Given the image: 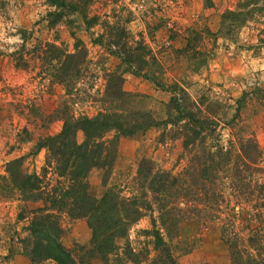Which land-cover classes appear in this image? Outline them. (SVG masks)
I'll return each instance as SVG.
<instances>
[{
	"label": "rangeland",
	"instance_id": "374dc122",
	"mask_svg": "<svg viewBox=\"0 0 264 264\" xmlns=\"http://www.w3.org/2000/svg\"><path fill=\"white\" fill-rule=\"evenodd\" d=\"M241 2L0 0V175L5 174V162L19 156H23L22 165L27 172L40 171L45 149L26 154L38 137L59 131L60 121L52 120L43 126L39 119L47 120L60 107L64 96L63 86L53 82L52 77L59 70L62 55L49 58L43 52L46 48L43 44L53 43L61 52L72 51L73 39L78 38L86 46L90 65L77 85L86 90H81L80 95L85 98L74 106L76 112L94 113L96 105L88 95H97L94 92L97 88L100 94L104 83L102 73L116 69L122 74V89L138 94L135 106L146 108L155 121H161L171 93L156 87L154 80L163 87L175 83L182 89L181 96L190 111L216 123L214 134L208 135V128L204 130V138L195 140L192 151L201 155L199 143L205 145L212 141L220 144L223 151L229 149L230 159L237 162L238 139L251 136L259 150L257 166L263 172L242 170L237 179L242 184L262 182L264 186V33L260 32L264 28V16L246 22L237 34L217 33L222 11L235 9ZM69 3H75L84 9L87 18H93L88 28L78 10H68ZM259 4L263 5L262 1ZM50 20L56 21L49 26ZM206 29L214 35H207ZM94 38L102 43L93 42ZM108 39L111 43L106 45ZM126 50L142 53L144 57L137 60L134 56L130 64L124 63L118 55ZM135 69L151 75L133 74ZM237 100L238 113L233 117ZM180 124L181 121L174 125L157 124L130 137H120L107 183L101 184V171L91 168L87 173L88 193L98 198L104 186H113L122 187L124 195H129L135 187L132 177L142 156L149 157L157 169L171 176L178 174L190 156L181 145ZM207 124L212 127V122ZM223 165L224 162L218 167ZM217 177L215 191L224 200L215 203L212 210L208 209L210 204L204 203L207 206L197 215L188 211L178 225L177 236L167 238L159 226L158 201L148 191L150 208L128 226L124 237L115 238L113 249L102 259L83 254L79 249L88 248L90 240L83 218L71 219L63 212L57 213L61 229L59 243L77 255L74 256L78 258L77 264H161L166 254L175 264H229V252L221 240L220 228L231 219L242 241H238L239 246L246 248L249 227L264 228V205L250 208L256 201L264 204V188L259 191L258 186H252V200L240 199L237 204L229 194V176H223L220 171ZM18 204L16 196L0 198V264H30L27 256L20 253L19 241L28 234L25 229L30 213L27 209L41 204L27 203L25 218L20 219L16 218ZM238 211L258 214L246 226L243 216H235ZM153 228L158 230L161 243L154 242L150 232ZM247 249L253 252L250 247Z\"/></svg>",
	"mask_w": 264,
	"mask_h": 264
},
{
	"label": "trees",
	"instance_id": "16d2710c",
	"mask_svg": "<svg viewBox=\"0 0 264 264\" xmlns=\"http://www.w3.org/2000/svg\"><path fill=\"white\" fill-rule=\"evenodd\" d=\"M260 1L263 5L259 4ZM68 8V10H78L85 27L88 28L93 18H87L84 9H79L75 3H69ZM48 14L52 13L48 12ZM257 16H264V0H242L237 8L222 11L217 33L222 36L235 32L237 34L246 22L255 21ZM55 21L50 20L47 23L50 26ZM205 32L207 35H214L208 29ZM260 32L264 33V28L260 29ZM73 40L72 51L63 49L61 52L53 43L43 44L46 48L42 51L49 58L62 55L59 70L53 73L52 77L53 82L63 86L64 96L60 107L52 111L47 120L39 119L43 122V126L52 120L60 121L59 131L53 135L38 137L27 153L33 155L40 148L45 149L40 171L27 172L22 165L23 156H19L7 160L4 166L5 174L0 175V198L16 196L19 201L16 218H25L24 210L27 203L41 204L33 209H27L30 217L25 230L28 234L19 241L20 253L27 256L30 264L45 261H51L52 264H77L78 258H74L77 255H73L69 248L59 243L61 229L58 212L65 213L71 219L85 220L90 231L89 247L84 250L81 247L79 249L83 254L102 259L113 249L115 238L124 237L128 226L135 223L144 211L150 208L146 198L148 191L158 201L159 226L164 229L167 238H171L177 236L178 225L187 217L188 211H194L197 215L207 206L204 203L210 204L208 209L212 210L215 203L224 200L223 195L215 191L217 186L215 179L218 178L220 171L223 176H229L228 189L231 191L229 194L235 198L237 204L240 199L244 202L252 200L250 199L254 191L252 186H258L259 191L263 190L262 182L242 184L237 179L242 170L263 172L257 166L259 150L251 136L238 139L237 162L230 159L229 149L223 151L220 144L212 141L205 145L199 143L201 155L192 151L195 140L199 138L202 141L204 138L202 132L207 128L208 135L214 134L216 123L205 117H197L190 111L186 99L181 96L182 89L175 83L163 87L159 81L154 80L156 87L171 93L165 118L161 121H155L146 108L135 106L138 94L122 89V74L116 69L102 73L104 83L101 93L99 94L98 88L94 89L98 96L91 93L88 95V98L95 102L94 113L76 112L74 106L85 98L80 95L81 90H86L85 87L80 89L77 85L85 77L90 63L84 42L78 38ZM92 41L102 43L95 38ZM106 42H109L106 45L111 43L109 39ZM141 54L126 50L118 56L122 62L130 64L131 57L136 56L135 58L140 60L144 57ZM132 73H141L146 77L151 75L150 72H140V69H135ZM151 78L154 79L153 76ZM89 86L92 88L93 85ZM177 90H179L178 95ZM238 101L233 117L238 113ZM178 121H181L179 127L183 130L181 145L183 150L190 154L178 174L171 176L157 169L149 157L142 156L138 159L132 177L135 187L129 195H124L122 187L113 186H104L98 198L88 193L87 173L91 168L96 167L101 171V184L107 183L117 156L120 137H130L135 132L143 131L153 125H174ZM210 122L212 127L209 128L207 123ZM262 130L264 132V125ZM218 157L223 159L218 160ZM222 162L224 165L218 167ZM236 181L238 183H235ZM262 205L264 204L256 201L250 208H258ZM257 214L252 211L248 213L238 211L235 216H243L247 226L248 221H252ZM151 224H154V220H151ZM220 229L221 240L228 248L229 264H264V228L249 227L245 242L253 252L247 247L239 246L238 241L241 239L238 232L234 231L235 225L231 219ZM229 230L232 231L231 235ZM224 231L227 233L224 234ZM150 232L155 243L162 242L157 229L153 228ZM162 250L167 253L166 249L162 248ZM162 258L161 264H175L167 254Z\"/></svg>",
	"mask_w": 264,
	"mask_h": 264
},
{
	"label": "crops",
	"instance_id": "0c3cea01",
	"mask_svg": "<svg viewBox=\"0 0 264 264\" xmlns=\"http://www.w3.org/2000/svg\"><path fill=\"white\" fill-rule=\"evenodd\" d=\"M214 1V0H213ZM24 155V154H23ZM27 155V154H26ZM25 159V158H24ZM23 163H24V161H23Z\"/></svg>",
	"mask_w": 264,
	"mask_h": 264
}]
</instances>
